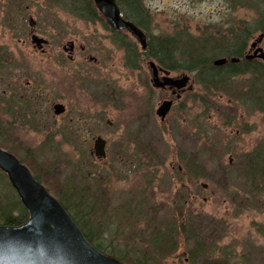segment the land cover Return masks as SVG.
Listing matches in <instances>:
<instances>
[{"label":"rangeland","instance_id":"rangeland-1","mask_svg":"<svg viewBox=\"0 0 264 264\" xmlns=\"http://www.w3.org/2000/svg\"><path fill=\"white\" fill-rule=\"evenodd\" d=\"M57 1L0 0L3 135L17 137L36 165L57 174L66 196L82 195L95 243L126 264H264V188L245 189L241 174L248 157L259 156L264 166V69L258 79L238 76L208 94L194 74L168 69L191 81L174 99L151 86L147 59L126 65L106 24L72 17ZM236 1L141 0L151 19L149 40L176 39L203 52L202 40L253 23L250 7L260 0ZM29 18L49 41L43 52L30 43ZM259 35L247 37L244 49ZM69 40L88 52L68 61L61 46ZM248 94L249 107L240 102ZM165 99L173 105L161 121L155 112ZM56 103L66 108L61 116L53 115ZM97 136L107 143L101 161L92 155ZM11 154L31 173L26 158ZM6 179L0 185L9 195ZM179 226H185L182 241L175 236ZM160 237L173 248L165 251Z\"/></svg>","mask_w":264,"mask_h":264},{"label":"trees","instance_id":"trees-1","mask_svg":"<svg viewBox=\"0 0 264 264\" xmlns=\"http://www.w3.org/2000/svg\"><path fill=\"white\" fill-rule=\"evenodd\" d=\"M43 1L52 3L56 0ZM233 1V6L238 4L236 3V0ZM57 2L62 8L66 10H73L76 14H80L81 10L90 6L87 5L85 1L80 0H59ZM116 2L121 11L122 17L140 28L149 39L150 36L147 33V25L149 24L150 27L151 19L148 18L147 12L141 3V0H116ZM239 7L244 6L239 5ZM250 8H254L256 12V17L252 21L253 23L251 25L244 24L242 25L243 27L239 26L238 28L240 30L236 33L230 30L228 31L227 37L218 35V37H216L218 40L210 39L211 43H208V40L206 42L202 40L200 44L204 48L205 52L204 50L203 52L197 51V47H193L194 45H189L188 47L185 45L183 48V43H180V40L160 39L156 41L153 40L152 37L147 44V49L144 52H140V50L138 51V49L135 47L133 42H131L127 37L123 36L121 39V47L125 53V63L127 66L131 65L132 67L136 61L151 58L154 59L156 63L163 69H180L187 71L194 74V80L196 84L205 90L206 94L213 92L212 90L221 91L219 88L224 89L226 84L238 76L249 75L252 79H258L262 72H259L257 67L251 62L243 61L241 66L230 64L229 62L221 66H213L212 64L213 60L218 58H225L227 61L231 57L242 58V51L245 48V40L247 37H250L256 31H259L260 34H264V0H260L257 6H251ZM79 17L82 16L79 15ZM228 37L230 38V41L225 39ZM222 41H226L225 43H227L228 46L226 47ZM178 57L180 58L176 61L174 58ZM248 97L249 94L246 97H242L245 98L244 101L240 98L241 104H247V107L251 106V104H249L248 100L246 99ZM139 145L140 144H138V147H142ZM22 147L23 145L20 143L17 137L8 135L5 136L0 129V148L14 154L19 153L21 156L20 159L23 161L24 158H26L25 160L27 162H24L31 170V174L33 175L34 179L40 184L42 183L47 191L61 203L72 220L81 230L84 237L99 252L126 264L123 261L122 256H119L115 252H109L108 249L104 250L98 243H95L94 236L92 237V235L96 233H94L93 229L86 228V224L88 223L86 219L87 216L90 215V212L88 213L87 211L90 210V208H88L89 205H87V201L85 202V199L81 197L82 195L80 197L78 194H76L75 197L72 195L66 196L64 193L65 191L61 189L64 186L61 178L57 174L51 173V171L48 169H41L35 164L30 152L26 148L23 149ZM247 161L253 167H255L256 164H259L260 162V160H257V157H248ZM148 166L149 165L145 167ZM245 166L247 165L245 164ZM191 167L192 166L188 161V163H186V170L190 169ZM4 175L0 172V181H2V177L6 179V175ZM246 177L249 179V181L250 178H252L249 175H246ZM38 179H40L42 182H40ZM6 183L11 193L8 195L7 190H5V188L0 185V225L19 226L27 220L28 213L21 204L12 186H10L8 183L7 179ZM71 196L72 198L70 199ZM70 206L72 207V212ZM175 236L178 237L176 240H181V237L178 234V228L175 232ZM160 240H164L162 241V245L165 251H169L173 248L172 244L170 243V239L161 238ZM176 240L175 242H177ZM136 264H142L141 260L138 259Z\"/></svg>","mask_w":264,"mask_h":264},{"label":"water","instance_id":"water-1","mask_svg":"<svg viewBox=\"0 0 264 264\" xmlns=\"http://www.w3.org/2000/svg\"><path fill=\"white\" fill-rule=\"evenodd\" d=\"M93 2L112 30L126 31L142 51L147 48L146 35L133 23L123 19L115 0ZM263 38V34L259 35L251 46L255 47ZM31 43L42 51L46 41L32 36ZM68 47L71 49L70 45ZM257 53L264 62V51L258 48L254 55ZM230 62L235 63L237 59L231 58ZM226 63L227 59L218 58L212 64L221 66ZM147 67L152 87L155 89L169 87L181 93L189 83L190 78L187 75L172 78L165 71V76L159 77L158 68L152 61L147 63ZM171 106L172 101H162L156 108V116L163 121ZM64 110L61 104L53 105L54 115H60ZM104 149L105 141L97 137L92 148V154L97 160L105 158ZM0 171L6 175L28 213L27 220L19 226L0 225V264H123L99 252L84 237L61 203L33 178L14 155L1 148Z\"/></svg>","mask_w":264,"mask_h":264},{"label":"flooded vegetation","instance_id":"flooded-vegetation-1","mask_svg":"<svg viewBox=\"0 0 264 264\" xmlns=\"http://www.w3.org/2000/svg\"><path fill=\"white\" fill-rule=\"evenodd\" d=\"M80 1H85L87 3V5H90V6L86 7V8H84L83 10H81L80 14H76L75 11H73V10H66V9L62 8L59 4H58V6L61 7V10L67 12L70 16L75 17L77 19L85 20L87 22H89V21H100V22L103 23V25L106 24L104 18L102 17V15L99 12V10L94 6L92 0H80ZM79 15L82 16V17H79ZM28 25L30 27V30L28 32V35H29V38H30V43H31V37L32 36H36L37 38H40V39L46 41V44L43 45V48L46 47L48 45L49 41L46 38L39 36L35 32V30H34L35 22L31 18L28 19ZM110 31L112 33V36H111L110 40L113 43L114 47L116 49H118V50H120V49L122 50V47H121V39L118 38V35H121L122 34V31H113L112 29H110ZM255 42H256V40H254L252 43H250V45H249V47H248L247 50L244 49L242 51V58L231 57V58L237 59V62L232 63V62H230V59L231 58H229V60L227 61V63L229 62L230 64H235V65L241 66V64H242L243 61H245V62H251L255 66L257 65L256 67L259 70V72H262V69H264V62H263V60L261 58H259V53H257L256 55H254V52L258 48H261L263 51H264V49L262 47V42H260L259 44H257L255 47H252L251 45L253 43H255ZM69 45L71 46V49H69V47H68ZM76 45H77V43L74 40H69V41H66L61 46L62 54H64L66 56L67 60L70 61V62L74 61V54H75V52L76 53H78V52L79 53H87L88 52V49L84 45H79L78 46V49L76 50ZM65 47H67V48H65ZM33 48H35V47L33 46ZM36 50H38V49H36ZM38 51H40V50H38ZM40 52H43V50L40 51ZM6 55H7V59L10 60V57H9L8 53H6ZM13 57H11V59H13ZM95 61H96V58L95 57H89L88 60H87V62H95ZM147 61H149V59H147L145 61V63ZM145 65L147 67V63ZM165 71L166 70H163L160 67H158V76L159 77L162 76ZM161 91L167 92V93L169 92L170 95L174 97V99H178L177 98V95H179V98H180L182 96V94H183V92L178 93V91H176L174 88L169 89V87H165ZM173 91H175V93H173ZM165 100H168V99H165ZM56 104H59V103H56ZM64 108H65V106H64ZM65 111H66V108H65V110H64L63 113H65ZM63 113L60 114V115H55V116H61V115H63ZM106 124L107 125H110V123L107 122V121H106ZM103 140L105 141V158H106V155H107V153H106L107 143H106V140L105 139H103ZM93 143H94V141H93ZM231 160L232 159H229V164H231ZM257 160H260L259 156L257 157ZM246 165L247 166H244V168L241 170V174L243 176H245V177H246V175H249L252 178H250V181L247 178V183L244 185V188L247 189V190H249V191H252V192H259V191H261L264 188V184H263L264 174L259 169H261L260 166H262V171H263L264 170V166L260 162H259V164L257 163L255 167H253L249 163H246ZM257 171L258 172H261V173H258ZM188 220H189V218L187 217L185 223H187ZM185 232H186L185 231V226H179L178 227V233H180L182 236L185 234Z\"/></svg>","mask_w":264,"mask_h":264}]
</instances>
